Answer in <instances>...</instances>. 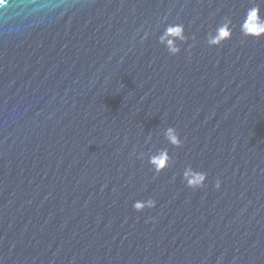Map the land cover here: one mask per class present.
Instances as JSON below:
<instances>
[{
	"label": "water",
	"instance_id": "95a60500",
	"mask_svg": "<svg viewBox=\"0 0 264 264\" xmlns=\"http://www.w3.org/2000/svg\"><path fill=\"white\" fill-rule=\"evenodd\" d=\"M253 7L264 14V0L0 5V264H264V33L241 30ZM169 24L188 38L176 55ZM189 165L204 187H186Z\"/></svg>",
	"mask_w": 264,
	"mask_h": 264
},
{
	"label": "clouds",
	"instance_id": "9594fccd",
	"mask_svg": "<svg viewBox=\"0 0 264 264\" xmlns=\"http://www.w3.org/2000/svg\"><path fill=\"white\" fill-rule=\"evenodd\" d=\"M258 9L253 7L248 10L244 25L242 26V32L245 35H255L259 36L264 33V14L257 15ZM249 22H253L251 28L248 27ZM229 35L227 24L223 26H219L216 30L215 35L209 34L208 45L209 46H219L220 41L224 38H227ZM160 37H164L162 43L167 48L168 52L171 55H176L180 52V47L177 44V41L186 42L187 37L183 33V25L182 24H169L164 32L160 35ZM159 37V40H160ZM171 37V38H169ZM164 138L170 143L176 145L177 147L182 146V141L176 131L175 128L168 127L163 130ZM144 156L141 153V158ZM167 160L166 155H162L157 153L155 155H149V163L153 165L154 171L159 174L163 168L165 167V163ZM207 180V173L202 171L194 170L190 165L184 169L183 172V181L186 187L191 188L193 190L204 187L205 182ZM215 187L217 189L220 188V181L217 180ZM156 206V201L153 199H148L147 201L137 200L133 203L132 207L137 212H142L145 208H154Z\"/></svg>",
	"mask_w": 264,
	"mask_h": 264
},
{
	"label": "snow or ice",
	"instance_id": "6c2138e0",
	"mask_svg": "<svg viewBox=\"0 0 264 264\" xmlns=\"http://www.w3.org/2000/svg\"><path fill=\"white\" fill-rule=\"evenodd\" d=\"M5 0H0V5L4 4Z\"/></svg>",
	"mask_w": 264,
	"mask_h": 264
}]
</instances>
